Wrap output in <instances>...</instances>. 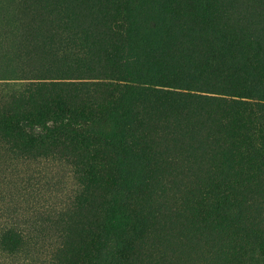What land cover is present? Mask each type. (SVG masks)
<instances>
[{
    "label": "rangeland",
    "instance_id": "1",
    "mask_svg": "<svg viewBox=\"0 0 264 264\" xmlns=\"http://www.w3.org/2000/svg\"><path fill=\"white\" fill-rule=\"evenodd\" d=\"M16 1L20 0H0L9 12L4 15L0 8V27L19 16L30 18L45 1L42 8L52 7L56 19H72L75 43L84 53L100 49L91 64L95 71L109 70L111 79L92 74L79 80L88 85L40 90L43 96L31 110L47 108L61 119L74 117L76 125L64 131L48 125L50 130L35 138L18 140L0 131V228L13 219L27 225L33 222L38 228L33 243L19 258L0 250V264H37L57 258L68 240L58 221L59 212L77 206L94 208L86 216L90 220L105 213L114 226L126 227L127 233L121 239L117 236L113 247L118 251L120 241H135L137 251L149 258L143 264H229L230 259L232 264H262L264 148H256L264 137L256 130L264 125V111L247 108L250 115L233 124L236 136L229 137L228 125L219 124L216 106L183 110L172 104L167 108L164 105L172 102L159 103L156 92L143 90L164 69L178 74L185 67L170 58L165 61L160 53L150 60L153 52H159L152 44L164 34L165 27L159 24L163 0H41L33 12L31 7L38 0H21L25 8L12 11L10 5ZM213 1L233 18L248 17L245 36L259 29L256 21L264 22V0ZM125 15L127 22L121 23ZM105 34L114 39L115 48L102 49ZM13 37V30L5 39L0 36L1 64L7 62ZM116 75L121 80H113ZM17 103L24 107L23 101ZM163 113L162 121L174 123L183 118L179 131L151 125L159 123ZM184 119H189V125L185 126ZM192 125H199L198 132L189 129ZM235 141L242 144H231ZM207 144L215 150L203 151ZM216 149L247 153L258 163L237 162L241 156L223 160L213 155ZM248 175L259 178L251 180ZM216 186L243 189L249 196L209 211L200 193Z\"/></svg>",
    "mask_w": 264,
    "mask_h": 264
},
{
    "label": "trees",
    "instance_id": "2",
    "mask_svg": "<svg viewBox=\"0 0 264 264\" xmlns=\"http://www.w3.org/2000/svg\"><path fill=\"white\" fill-rule=\"evenodd\" d=\"M20 1H16V5H10L12 11L25 8ZM40 2L41 0H38L37 5L31 7L32 12ZM44 2L40 4V11L36 10L39 12L30 18L19 16L16 21H6L0 27V36L4 39L8 37L10 30L14 31V37L9 43L7 62L0 63V131L4 132L6 137H13V140L35 138L41 132L50 130L48 125L53 129L52 125H56L59 131L76 125L74 117L61 119L60 115L53 116L47 108L32 111L31 107H37L39 104V96H43L40 90L54 86L88 85L79 80L92 74L102 79H111L109 70L95 71L91 64L100 49L96 48L92 54L88 51L84 53L82 47L75 43V25L72 19L68 16H58L56 19L52 7L42 8ZM4 4L6 2L0 3L2 10H5L8 1ZM28 5L30 7L29 3ZM221 6V3L213 0H163L159 24L165 27L164 34L152 44L156 49L159 48V52H153L150 60L160 53L165 61L170 58L175 63L185 64V67L178 69V74L174 69L173 72L164 69L162 75L153 83H147L143 90L156 92L161 99L159 103H164V100L172 102L164 105L167 108L172 104L175 108L181 106L183 110L185 107L188 110L194 106H216L219 124L228 125L227 136L233 137L236 136L231 130L233 124L250 115L247 108L256 107L264 111V29L260 27L264 26V22L256 21L253 15L252 19L258 23L259 29L256 33L245 36L244 28L248 17L233 18L225 14L226 8L222 9ZM5 12L4 15L9 13L7 9ZM14 14H17V11ZM123 21L127 22L126 15L120 17V22ZM105 36L106 46L102 49L115 48L111 35ZM116 76L112 79L121 80L120 75ZM97 85L101 84L89 86ZM107 86L109 87V84ZM18 101H23L24 107L19 105ZM141 105L144 106L143 103ZM111 106L105 108L109 109ZM147 106L152 107L149 104ZM164 116V113L160 114V122L151 125H161L165 130L169 128L171 131H179L183 118L175 119L176 122L171 123L166 118L162 121ZM186 125H189V119L187 122L185 120ZM198 126L192 125L189 129H196L198 132ZM256 131L260 137H264V125ZM187 143L185 141V144ZM236 143L238 142L231 144ZM262 148L263 140L256 150ZM208 150L215 149H211L209 145L203 147V151ZM216 150L213 155L223 160L233 161L241 156L243 158L237 162L252 165L258 163L256 159L248 157L247 153ZM241 171L252 172H245L244 169ZM248 178L252 180L259 177L248 175ZM89 183L92 181L89 180ZM239 196H249V193L243 189L221 190L219 186L200 193L209 211L226 206ZM83 201L85 203L88 200L84 197ZM74 209L60 211L58 215V221L64 226L63 236L68 237L64 242L65 248L62 251L60 249L57 258L51 256V259L40 260L37 264H104L105 259H108V264H143L144 260L149 259L137 251L135 241H120L122 248L115 250L113 244L116 237H124L127 228L114 226L109 215L96 214L97 216L94 215L90 220L86 216L91 214L93 207L79 209L77 206ZM94 212L96 213V210ZM32 224L33 222L29 225L18 223L14 219L4 221L0 228V250L10 257L16 255L19 258L23 255L25 249L34 241V230L37 233L36 224ZM107 254L109 258L105 257ZM232 261L230 259L229 264H232ZM261 262L264 264V258Z\"/></svg>",
    "mask_w": 264,
    "mask_h": 264
},
{
    "label": "bare ground",
    "instance_id": "3",
    "mask_svg": "<svg viewBox=\"0 0 264 264\" xmlns=\"http://www.w3.org/2000/svg\"><path fill=\"white\" fill-rule=\"evenodd\" d=\"M191 260V259H190ZM209 260V259H208ZM207 262V261H206ZM181 263V262H180ZM190 264V263H189Z\"/></svg>",
    "mask_w": 264,
    "mask_h": 264
}]
</instances>
